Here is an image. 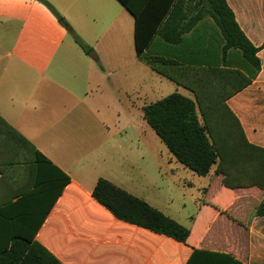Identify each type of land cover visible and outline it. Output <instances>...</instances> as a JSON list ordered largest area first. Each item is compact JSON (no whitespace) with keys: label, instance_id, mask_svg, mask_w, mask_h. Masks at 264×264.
Masks as SVG:
<instances>
[{"label":"crops","instance_id":"0c3cea01","mask_svg":"<svg viewBox=\"0 0 264 264\" xmlns=\"http://www.w3.org/2000/svg\"><path fill=\"white\" fill-rule=\"evenodd\" d=\"M46 1L62 21L38 0H0V118L70 179L35 239L62 264H185L191 248L264 264V211L255 212L264 204V0H225L259 59L255 77L236 90L239 53L229 50L221 64L211 18L188 24L202 0H126L144 30L157 23L143 53L177 62L161 73L138 56L135 16L120 0ZM207 62L216 67L209 74L196 68ZM168 83L200 103L218 152L199 176L193 213L174 218L189 229L185 243L118 220L91 197L98 178L125 190L104 171L105 150L128 141L131 151L132 134L153 141L142 107ZM12 158L0 142V202L25 181Z\"/></svg>","mask_w":264,"mask_h":264},{"label":"trees","instance_id":"16d2710c","mask_svg":"<svg viewBox=\"0 0 264 264\" xmlns=\"http://www.w3.org/2000/svg\"><path fill=\"white\" fill-rule=\"evenodd\" d=\"M46 5L59 21L63 18L46 1ZM120 2L135 16L134 42L138 56L151 68L161 73V67L177 64L160 55L143 53L157 23L147 30L140 15L126 0ZM207 15L218 29L223 44L221 64L229 65L228 52L239 53L243 82L234 90L253 79L259 70L256 47L238 27L225 0H202L201 8L193 21ZM66 30L78 46L89 53L88 46L67 24ZM193 68V67H190ZM206 74L216 68L199 67ZM246 74V75H245ZM200 103L194 98L171 92L142 107L143 118L164 144L172 157L197 175H206L217 163L218 152L206 125L200 117ZM216 104V103H215ZM200 115V116H199ZM226 119V118H225ZM228 121V120H227ZM231 125V123H229ZM0 142L8 145L14 158L11 163L23 166L25 181L0 202V264H62L45 246L35 239V234L49 209L69 182V176L36 150L23 136L0 118ZM19 156L18 158H16ZM0 172H3L0 167ZM91 197L118 220L134 224L154 233L185 243L189 229L154 208L145 200L127 192L104 178H98ZM260 203L255 212L263 213ZM185 264H243L231 254L203 248H191Z\"/></svg>","mask_w":264,"mask_h":264},{"label":"rangeland","instance_id":"374dc122","mask_svg":"<svg viewBox=\"0 0 264 264\" xmlns=\"http://www.w3.org/2000/svg\"><path fill=\"white\" fill-rule=\"evenodd\" d=\"M173 91L171 84H164L160 91L151 95L150 100ZM148 132L154 137L152 142L132 134L131 151L128 150V141L123 142L120 148L110 143L105 150L104 171L126 191L158 207L167 216L185 218L194 211L200 175L177 161L169 162L171 154L167 148L149 126Z\"/></svg>","mask_w":264,"mask_h":264}]
</instances>
